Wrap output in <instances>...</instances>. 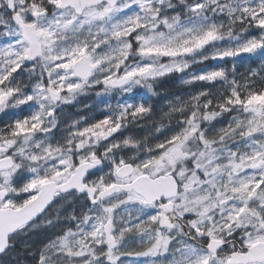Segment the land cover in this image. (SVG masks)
Wrapping results in <instances>:
<instances>
[{
    "label": "rangeland",
    "instance_id": "1",
    "mask_svg": "<svg viewBox=\"0 0 264 264\" xmlns=\"http://www.w3.org/2000/svg\"><path fill=\"white\" fill-rule=\"evenodd\" d=\"M56 1L59 0H51ZM258 2L127 0L128 6H101L100 9L88 10L81 18H75L66 9L59 14L62 18L51 19L48 28L43 31L46 58L39 66L49 72L50 86L63 97L62 104L54 103L46 90L44 93L35 90L34 100L43 110L47 109V114L43 113L44 119L38 129L18 136L19 148H16L15 154L31 161V167L27 172L20 165L13 170L18 174L16 178L23 176L21 186L13 190L17 199H24L26 193L28 197L35 194L43 182H61L69 178L76 161H84L98 150L107 156L108 163L92 177L95 190L109 187L115 180L116 169L129 161L133 160L135 165V178L146 171L159 173L170 165L177 166L179 160L194 154L198 160L193 169L199 167L204 178L186 165H183L184 171L181 167L177 170L183 183L177 210L182 216L190 218L194 232L198 236L220 239V236L232 232L234 218L240 209L245 210L240 220L248 224H252L254 219L261 221L260 228L264 229V168L258 163L259 156L264 154L263 101L254 100L250 105L256 109L242 115L233 114L229 118L223 116L226 112L237 111V106L224 107L219 112H212L207 106L204 112L196 113L185 121L177 135L164 137L163 145L154 144L158 136L155 134L147 136L140 132V140H132L120 129L111 130V125L107 123L101 127H87L82 123L84 120L71 119L72 113L68 108L71 105L79 111L85 104L88 108L95 107L106 98L119 96L117 92L130 97L145 88L142 81L171 72L182 74L183 82H212L220 78L219 75H209L205 67H200V72L198 65L209 59L240 58L263 50L261 41L249 38V27H243L244 35H236L230 27L233 20L227 21L229 15H238L241 10H248ZM36 3V0L29 3L27 0H16V6L23 7L21 10L25 17L28 12L39 10ZM136 6L140 13L134 11ZM137 15L143 20L141 29L137 27L141 24L135 18ZM8 23L6 17L0 21L6 30L10 29ZM260 25L256 23L253 28L255 34L260 32L264 39V22ZM22 41L21 35L12 39L10 48H23ZM219 44H222V50L225 47L223 54H219L221 49L216 48ZM84 54L95 65L96 75L88 82L78 80L72 71L74 61ZM128 58H133L132 62L124 65ZM122 70L125 75L135 77V81L117 91L109 86V82ZM101 85L104 89L89 92L88 88ZM41 87L44 89V86ZM11 98V94L5 93L2 105L10 109L11 106L24 107L34 102L32 99L28 103L10 102ZM65 123L74 124L65 127ZM203 124L211 126L197 135V129ZM241 135L247 136L246 139H236ZM221 142L230 144L222 146ZM254 142L257 143L256 153H253ZM237 149H241V155L231 157ZM232 159L237 165L235 171ZM247 169L255 172L253 175L258 179L256 185L251 184L252 178L246 173ZM10 179L9 173L0 180V186H5ZM236 197H241V200ZM139 199L135 194L114 196L103 204L89 208L87 200L80 196L64 197L49 213L46 225L57 227L61 233L66 227L65 234L59 236L51 231L34 234L31 245L35 258L43 260L42 264H226L222 258H213L209 252L180 235V229L170 230L167 234L169 239L155 236L154 232H159L154 231L155 226L159 227L158 210ZM242 201L253 206V210L242 207ZM219 203L222 204L219 220L205 221L213 216L209 211ZM108 220L113 221L117 236L122 240L114 246L109 245L111 249L108 255H104L106 259L101 246L105 245L103 228ZM74 221L76 230L70 233L69 227ZM33 231H40V228L35 227ZM260 233L250 236L247 242L264 240V232ZM63 237L67 244L65 247H61ZM89 246L93 247L92 254Z\"/></svg>",
    "mask_w": 264,
    "mask_h": 264
},
{
    "label": "trees",
    "instance_id": "2",
    "mask_svg": "<svg viewBox=\"0 0 264 264\" xmlns=\"http://www.w3.org/2000/svg\"><path fill=\"white\" fill-rule=\"evenodd\" d=\"M229 20H233L230 27L234 29L236 35H244L243 27L246 26L250 29V37L261 39V33L255 34L253 26L264 22V0H259L248 10H241L238 15H229L227 21ZM260 26L263 28L262 25ZM220 46H218L221 49L219 54H223L224 49L222 50ZM204 66L209 71V75H219L220 78L212 82L204 80L182 82L178 72L170 73L162 79L151 81L154 84L156 82L160 85L166 84L160 90L159 98L145 95L140 96L143 99H134L139 105L126 107L121 118L117 116L119 112L114 110L112 105L107 106L103 103L98 105L94 111L96 125L100 127L107 123L122 132H129V128L134 127L132 131L137 132L135 135L142 136L140 132L146 130L151 133L159 127L170 129L178 124L181 117L201 113L206 106L216 110L219 107L235 108L238 101L241 104L264 97V51L259 52L256 58L255 56L241 59L232 57L221 59L219 62L211 59ZM162 109L166 110L162 112ZM132 131L130 133H133Z\"/></svg>",
    "mask_w": 264,
    "mask_h": 264
},
{
    "label": "water",
    "instance_id": "3",
    "mask_svg": "<svg viewBox=\"0 0 264 264\" xmlns=\"http://www.w3.org/2000/svg\"><path fill=\"white\" fill-rule=\"evenodd\" d=\"M120 0H62V3L60 4L59 7L65 8V7H72L77 10L78 13H82L84 8L86 7H93L96 5H100L104 2L109 3L110 5L114 6L116 5ZM9 5L11 6V9L13 10V0H9ZM15 20L17 23H19L24 32L25 35L28 39V42L31 46V56L30 58L34 60L35 58H40L42 50L41 46L38 43V38L37 34L35 32V27L34 25L28 26V25H22L21 22L19 21L18 16H15ZM94 67L91 65L89 62L88 57L84 56L82 59L77 61L74 65V71L78 77H81L83 79L89 78L92 73H93ZM131 79H125L122 83L127 84L130 82ZM1 163V161H0ZM101 166L100 162H95L94 165L90 164H85L80 166L77 170L76 173L71 177V179L63 184V185H56L54 182L45 184L42 187V191L37 199L33 201V203L30 204L28 211L26 209L23 210L24 215L28 216V221L29 220H36L41 213L47 209L48 207L51 206L53 202V197L54 195L58 194L59 192H69V191H79L80 193H88L90 196V200L92 203H99L103 201L106 197L111 195L112 193L120 190H136L143 194L146 199L153 203L155 201H160L163 198L169 197L170 195H165L164 191H167L169 189H175L176 188V183H171L170 180L166 178H160L158 180H151L149 177H141L137 179L134 183L130 185H125V186H120V187H113L110 188L109 190L102 192L98 195V197L95 199L96 193L91 191L87 185L84 184V179L87 175L88 170H94L97 169ZM10 165L6 166H0V170L4 168H9ZM133 173V167L131 165H127L122 167L119 172L118 176L119 177H126L129 176ZM58 192V193H57ZM165 209V212L168 214L172 213V204H167L163 206ZM162 226H169L171 227L172 224H168L166 222H161ZM111 228H112V222L109 221V223L106 225L105 230L106 234L108 237V242H112V239H110V233H111ZM211 247L212 249H216L218 246H220L218 243L213 242ZM215 251V250H213ZM249 254H246L241 258V256L234 255L233 259L231 260V263H238V262H248V261H262L264 260V243H260L253 248H251ZM240 257V258H239Z\"/></svg>",
    "mask_w": 264,
    "mask_h": 264
},
{
    "label": "flooded vegetation",
    "instance_id": "4",
    "mask_svg": "<svg viewBox=\"0 0 264 264\" xmlns=\"http://www.w3.org/2000/svg\"><path fill=\"white\" fill-rule=\"evenodd\" d=\"M23 7L18 6V13L23 19L24 22L26 23H33L35 22V14L36 13H44V15H39V18L37 20V27H38V33L40 39H43V30L44 28H48V25L45 24V20L47 18H53L55 14L60 13V10L56 9V5H50L47 4L46 6H39L40 10L39 11H33V12H28V16L25 17V14H23L22 9ZM12 20H13V13L11 14ZM46 26V27H45ZM41 39V40H42ZM40 78V77H39ZM44 86V89L41 87ZM35 90L39 89L41 92L44 93V91H49L50 87L46 85V80L44 78H40L34 85ZM3 138V136L0 135V139ZM10 138L0 140L1 144H4L6 147V153L5 155H11V149L14 148L12 145H10ZM257 143H254V151L253 153H256V146ZM242 153L241 149H237L234 157L240 156ZM263 155V154H262ZM259 161L264 162V159L261 158ZM259 163V162H258ZM232 164L233 167H236L235 160L232 159ZM252 179H250L251 184L255 183L258 180L257 177H255L253 174L255 172L250 171L247 169V172ZM8 197L6 198H1L0 197V208H12V209H19L22 207V205L25 203L24 200H20L19 198L16 200H9ZM238 200H241V197H236ZM242 207H251L253 210V206H250L248 204H245L244 201H242L241 204ZM210 207V206H209ZM245 210L240 209L238 212V215L235 216L233 226L234 230L233 233L228 234L223 237V242L226 244L225 245V250L230 254L232 251H242L246 252L247 249L252 246V244L255 243H248L247 240L250 238V236H254L258 234V232H261L262 234L264 232V229H261L262 227L260 226L261 221H256L254 219L252 224H248L242 219L240 220V217L245 215ZM255 212H258L255 208ZM248 213V212H247ZM257 214V213H256ZM258 216V215H257ZM259 218L263 219L262 217L259 216ZM207 222H211L209 219ZM261 227V228H260ZM20 229L11 237L10 240V249L7 251L4 255L0 256V264H30L33 261V251H32V235L34 234V225L33 223H27L25 225H22L19 227ZM260 229V230H259ZM208 238V237H207ZM201 241L202 247H205V244L208 243L209 239ZM259 241H264V240H259ZM196 243V242H195ZM199 244V243H197ZM231 255V254H230ZM251 264H264L263 263H251Z\"/></svg>",
    "mask_w": 264,
    "mask_h": 264
}]
</instances>
